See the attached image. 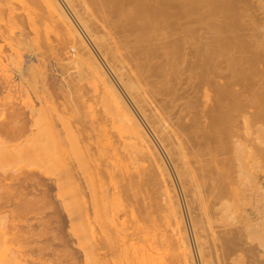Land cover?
Here are the masks:
<instances>
[{"label":"bare ground","instance_id":"obj_1","mask_svg":"<svg viewBox=\"0 0 264 264\" xmlns=\"http://www.w3.org/2000/svg\"><path fill=\"white\" fill-rule=\"evenodd\" d=\"M14 2L20 4L21 11L31 9L27 17L31 26L39 28L48 23L55 36L52 41L47 39L54 58L57 56L68 70L72 71L74 65L73 71L85 68L88 75L91 73L96 80L91 79L98 83L103 99L110 105V117L106 115L115 130L105 140L113 153L109 157L111 163L105 172L93 176L97 183L90 179L93 186H89L94 191L97 212L113 214L100 232L82 234L83 242L86 240L85 244L81 243L85 245L83 248L95 242L90 245L91 250L85 249L91 264H105L102 258L110 255L121 259L115 264L126 261L129 262L126 264H134L125 246L135 240L136 244L137 240L138 245L143 244L140 246L142 254L134 255L136 264H195L179 196L160 147L170 159L183 188L202 264H238L243 254L250 257V262L253 260L252 264H264V187L259 181L260 171L264 169V102L242 108L244 105L239 104L243 99L242 91L231 89L236 85L227 86V74L219 70L220 61L215 60L221 52L220 48L216 49L217 42L226 45V40L220 42L221 38L212 30L205 35L198 33L207 16L196 15L198 12L193 7L191 15L190 11L184 13L182 0ZM13 4L16 5L12 0H0V16L6 9L9 12ZM68 8L120 87L87 44ZM13 12L10 11V16L18 18L20 12ZM37 39L43 45L44 41ZM236 77L243 82L246 78ZM97 140V148H104V141ZM35 142L33 149L31 142L27 141L31 146L24 145L36 151ZM91 148L94 150L93 146ZM11 151L2 153L0 150V155L4 156L0 160L8 155L12 159ZM35 151L33 156L41 154ZM23 157L31 158V155ZM138 164L143 165L142 171H133ZM105 173L118 180L116 191L112 193L104 188ZM128 204H138L141 209L131 220L120 216ZM4 233L0 232V237L8 235ZM1 242L3 240L0 245ZM116 252H124V256L119 253L117 256ZM17 254L10 256L12 259H7L6 264H20L22 256Z\"/></svg>","mask_w":264,"mask_h":264},{"label":"rangeland","instance_id":"obj_2","mask_svg":"<svg viewBox=\"0 0 264 264\" xmlns=\"http://www.w3.org/2000/svg\"><path fill=\"white\" fill-rule=\"evenodd\" d=\"M14 1L12 0V3L17 6L14 4V6H10V11L13 12L11 9H14L13 13L20 12V4L17 3L18 1ZM184 1L182 0L185 6L184 13L185 10L190 11L191 15L193 7V10L198 12L197 14L192 12L194 15H206L205 19H210V23L205 20L203 23L205 27L199 28V34L205 35L207 31L211 32L212 30L214 34L216 32V35H219L220 42L226 40V45L223 42H221L222 44L217 42L216 49L220 48L221 52L219 54L218 50L216 51L218 59L215 58V60L217 63L220 61L219 70H225L224 72L227 74V86L230 88L236 85L235 89H231L238 88L237 90L242 91L241 97L245 100L243 101L239 97V100L242 99L239 104L241 102V105H244L242 108L249 107L250 104L252 107L254 104H263L264 0H240V2L239 0H186L185 3ZM27 8L20 12L23 18L20 13H17L19 17L13 19L10 16V11L8 12L9 9L5 10V14H1V16L5 15L4 17L0 16V141H3V144L0 142V150L2 152L5 147H8V151L5 149L2 153L5 151L10 153L12 149L11 154L14 155L12 159L8 155L9 160L2 159L4 156L0 155L2 157L0 160V232L8 233V235L4 233L6 237H0V241L3 240L0 245V261H2L1 264H6L9 262L7 259H12L15 252L16 254L20 252L18 254L23 257H20V264H91L87 248L91 250L90 245L95 242L90 240L91 244H87V247L83 248L85 245L82 246V244H85L86 240L83 242L84 238L81 237L84 235L82 234L100 232L104 223L109 222L113 214L109 211L107 214L97 212L94 206V191L93 188L91 189L93 185L90 184L93 181L89 182L91 178H95L97 173L105 172L111 163L109 157L113 153L105 140L111 137L115 130L111 123L112 120H108L110 117L108 106L110 105L105 98L103 99L98 83L91 79L94 78L91 73L88 75L85 68L82 70L76 68L77 71H73L74 65L72 71L71 68L68 70L67 65L66 68L57 60V56L54 58V51L51 50L53 48H50L49 44L55 38L52 34L53 29L48 27V23L47 26L43 22L45 28L31 26L29 24L31 21L27 20L31 9ZM67 10L87 44L98 56L112 80L120 87L118 80L94 47L90 37L76 21L78 19L69 8ZM38 24L36 25L38 26ZM37 29H40L38 35ZM46 33L49 37L46 36ZM34 34L37 36L34 37ZM41 35L43 36L40 38ZM38 37L40 39H37ZM49 38L51 39L48 42ZM36 39L43 40V45ZM36 42L42 46L38 47ZM223 66L226 68L224 69ZM236 73L247 79L244 78V82L237 79ZM229 74L230 76H228ZM238 84L240 85L237 86ZM241 84L243 88H240ZM95 85L98 86V89ZM121 91L125 95L123 89ZM261 101L263 102L261 103ZM244 102L248 103L244 104ZM106 114L109 115L108 118ZM251 125L250 123L249 126ZM98 138L104 141V148H97ZM35 140L34 149L37 150L34 151L41 154L36 155L37 153H35L33 156L32 149ZM27 141L31 142L32 149L26 148L29 144ZM155 142L158 144L156 140ZM25 143H27L26 146ZM36 143H39V148H36ZM30 144L29 146H31ZM88 146H93L94 150ZM25 151L26 153H22ZM160 153L172 175L179 196L194 252L195 264H202L183 188L170 159L161 147ZM29 154L31 158L23 157V160L22 156H29ZM142 169L143 165L138 164L134 166L133 171L139 172ZM259 177V181L264 187V169L260 171ZM117 182V179L110 178L106 174L104 188L112 193L116 191ZM158 211L161 212V209ZM121 212L122 219L131 220L134 216H138L141 209L138 204H128ZM156 215L154 212L153 216ZM150 217L152 219V216ZM230 221L234 222V220ZM124 241L127 242V239ZM135 241H130L129 244H133ZM122 242L119 245L122 246ZM129 244L126 243V253L133 259L131 261L128 256V260L136 264L137 257L135 259V256L141 255L143 252L140 247L142 243L138 245L137 240V244L135 242L132 247ZM136 247H139V251ZM14 248L16 249L14 250ZM124 252H118L119 256H124ZM118 253L116 252V255ZM246 256L244 257L243 254L242 258L240 257L241 260L239 259L240 262L238 260L239 263H237L252 264L253 260L250 262V257ZM121 258L123 259V257ZM103 259L105 264L113 262L115 264V261L120 258L110 255L106 259L102 258V261ZM126 263L129 262L126 261Z\"/></svg>","mask_w":264,"mask_h":264}]
</instances>
